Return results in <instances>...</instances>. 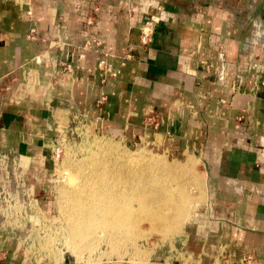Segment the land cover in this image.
Here are the masks:
<instances>
[{
    "label": "crops",
    "instance_id": "1",
    "mask_svg": "<svg viewBox=\"0 0 264 264\" xmlns=\"http://www.w3.org/2000/svg\"><path fill=\"white\" fill-rule=\"evenodd\" d=\"M101 58L115 77L102 79ZM58 115L127 141L147 136L151 116L207 180L180 243L205 263L232 247L264 264V0H0V149L27 161L37 201Z\"/></svg>",
    "mask_w": 264,
    "mask_h": 264
},
{
    "label": "rangeland",
    "instance_id": "2",
    "mask_svg": "<svg viewBox=\"0 0 264 264\" xmlns=\"http://www.w3.org/2000/svg\"><path fill=\"white\" fill-rule=\"evenodd\" d=\"M98 127L97 122L79 118L69 120L58 115L52 130L54 140L48 148L49 157L45 163L48 167L45 171L46 191L38 201L30 190L32 183L27 161H18L16 156L0 149V264H8L15 250L24 256L22 261L29 260L26 261L28 264H63L65 260L68 264H210L205 263L206 259L193 256L180 243L192 215L207 199V180L197 153L155 133L154 129H150L147 136L127 141L104 133ZM106 148L111 153L103 157L112 153L141 154L158 162L180 165L191 159L192 176L199 183L189 187L190 200L186 204L189 211L179 229L173 228L177 216L168 213L164 220L154 221L151 228L146 227V222L142 223L140 236L130 242L121 241L123 245L117 247L118 250L113 240L109 242L103 237L97 240L96 236L93 241L91 237L81 243L78 241L73 249L76 243L72 241V244L71 232L58 214V189L67 187L68 172H75ZM191 198L197 200L195 205ZM212 261L213 264H253L244 252L232 247L215 251Z\"/></svg>",
    "mask_w": 264,
    "mask_h": 264
},
{
    "label": "bare ground",
    "instance_id": "3",
    "mask_svg": "<svg viewBox=\"0 0 264 264\" xmlns=\"http://www.w3.org/2000/svg\"><path fill=\"white\" fill-rule=\"evenodd\" d=\"M106 153H111L108 148L94 154L75 172H68L67 187L58 189V214L71 232V242L76 243L73 249L78 241L86 237L93 241L94 236L97 240H113V245L120 248L125 241L140 236L142 223L151 228L168 213L177 216L173 228L179 229L189 211V187L199 183L192 176L191 159L180 165L141 154L103 157ZM191 202L195 205L197 200L191 198Z\"/></svg>",
    "mask_w": 264,
    "mask_h": 264
},
{
    "label": "built area",
    "instance_id": "4",
    "mask_svg": "<svg viewBox=\"0 0 264 264\" xmlns=\"http://www.w3.org/2000/svg\"><path fill=\"white\" fill-rule=\"evenodd\" d=\"M16 4H23L24 0H11ZM107 1V0H106ZM157 21V17H155L154 15H148L146 16L140 23V25L138 26V42L141 45H145L147 44L150 39H151V35L153 32V27L155 25ZM86 23L89 24L90 20L87 18L86 19ZM33 29H31L29 31L28 37L33 38ZM99 45V42L93 38V37H87L86 39H84L83 43H82V47L85 48L87 46H92L94 49H96ZM97 68L101 71L102 74V79L105 77H115L116 74L118 73L117 70L113 69L111 67V64L104 58H101L97 61L96 63ZM64 67L67 68L69 67V64H64ZM30 81V79H29ZM102 101H104V96L102 94H100L98 100H97V104L101 103ZM155 122L152 120L151 116L146 117L145 119V125H150L151 129H155ZM245 253V252H244ZM247 255L248 258L252 259L253 264H257L254 259L251 257V255H249L248 253H245Z\"/></svg>",
    "mask_w": 264,
    "mask_h": 264
},
{
    "label": "water",
    "instance_id": "5",
    "mask_svg": "<svg viewBox=\"0 0 264 264\" xmlns=\"http://www.w3.org/2000/svg\"><path fill=\"white\" fill-rule=\"evenodd\" d=\"M63 264H68L67 261L65 260Z\"/></svg>",
    "mask_w": 264,
    "mask_h": 264
}]
</instances>
